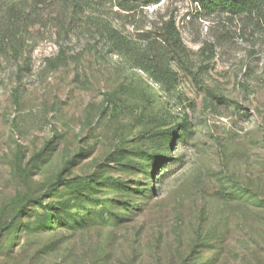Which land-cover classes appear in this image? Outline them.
<instances>
[{
  "label": "rangeland",
  "instance_id": "obj_1",
  "mask_svg": "<svg viewBox=\"0 0 264 264\" xmlns=\"http://www.w3.org/2000/svg\"><path fill=\"white\" fill-rule=\"evenodd\" d=\"M0 264H264V9L0 0Z\"/></svg>",
  "mask_w": 264,
  "mask_h": 264
},
{
  "label": "trees",
  "instance_id": "obj_2",
  "mask_svg": "<svg viewBox=\"0 0 264 264\" xmlns=\"http://www.w3.org/2000/svg\"><path fill=\"white\" fill-rule=\"evenodd\" d=\"M141 2L146 1H156V0H136ZM198 4L200 9H202L207 14L212 13H227L232 16L237 15H257L264 9V0H195ZM106 34L109 38V40L116 45V47H121L123 44V38L113 29L107 28ZM165 43L171 44L174 48H177L181 45L179 35L176 32L173 24H168L166 28V35L164 38ZM93 180H90L89 182H92ZM87 181H84L85 183ZM84 185V184H83ZM88 186V185H87ZM85 190H83L84 193ZM82 192H78L79 196L84 197V194ZM30 201L25 200L24 202H20L15 210L14 218L15 221L22 220L25 217L28 216V203ZM35 205H39L42 203V199H35L33 202ZM51 210H56L57 208H50ZM59 209V208H58ZM50 212L47 211V215ZM61 219V218H60ZM59 218L53 214H49L48 216H45L44 218H40L36 221L33 226L29 223L28 225L19 223V230L29 226V230L32 232L42 233L46 232L48 230L53 229L55 226L58 225ZM38 222V223H37ZM84 223V222H83ZM81 223V224H83Z\"/></svg>",
  "mask_w": 264,
  "mask_h": 264
}]
</instances>
